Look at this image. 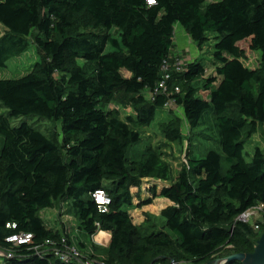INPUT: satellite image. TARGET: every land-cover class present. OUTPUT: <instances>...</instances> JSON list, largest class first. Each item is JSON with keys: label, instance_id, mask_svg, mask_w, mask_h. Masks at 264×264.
Returning <instances> with one entry per match:
<instances>
[{"label": "trees", "instance_id": "obj_1", "mask_svg": "<svg viewBox=\"0 0 264 264\" xmlns=\"http://www.w3.org/2000/svg\"><path fill=\"white\" fill-rule=\"evenodd\" d=\"M177 23L200 49L215 35L213 72L200 59L174 70ZM31 38L40 60L25 75L0 80V250L8 254L0 264H82L52 252L65 248L63 238L74 243L69 228L50 227L41 215L63 202L84 237L111 234L106 248L76 245L85 259L243 264L230 257L254 252L264 232V219L259 229L237 219L264 204V149L256 146L251 161L244 155L264 124V0H0V67L28 51ZM245 42L261 52L256 67L244 62ZM166 62L168 90L155 94ZM119 93L134 111L125 118L104 106ZM162 109L168 115L158 126L168 141L186 138L182 122L193 133L210 119L221 152H189L176 174L162 147L134 152L139 128ZM44 122H61V131ZM150 179L163 183L151 184L143 199ZM98 190L111 199L106 211L93 197ZM157 197L171 202L161 210L164 224H136L130 210ZM20 233H32L33 243L8 241Z\"/></svg>", "mask_w": 264, "mask_h": 264}, {"label": "rangeland", "instance_id": "obj_2", "mask_svg": "<svg viewBox=\"0 0 264 264\" xmlns=\"http://www.w3.org/2000/svg\"><path fill=\"white\" fill-rule=\"evenodd\" d=\"M216 1L220 0H206V5ZM214 36L215 35L210 34L208 42L203 46L202 49H200L197 43H195L190 38L185 29L179 23H177L175 25V40L171 55L178 57L183 63L188 62V60L200 59L207 66L208 74H210L214 69L212 60L213 46L215 43ZM30 43L31 47L28 49V51H26L21 56L8 61L6 67H0V80L19 78L30 71L33 65L40 60V54L32 38L30 39ZM241 47L247 53V60L244 61L245 64L247 66L256 67L259 63L261 52L251 49L249 42L242 43ZM110 49H112V47L108 46V50ZM80 64L83 65L84 61H80ZM123 74L125 76H130V73L126 70H123ZM125 101L126 97L123 95V93H119L111 104H104V106L106 108H119L121 110L122 116L125 118L134 112L132 107L125 104ZM0 110L3 111L4 109L1 108ZM175 111L179 114L182 120H185L181 108H175ZM167 115L168 110L162 109L158 112L157 119L150 126L139 128L143 136V141L134 146V152L143 150L148 144L162 147L166 154L167 161L173 168L174 174H176L182 166L187 165L189 152L196 157H201L207 149L211 148L217 149L221 152L219 144L216 142L219 135L218 132L212 128V121L210 119L203 127H200L193 133L189 131L187 122H182V132L186 138L180 143H173L165 138L158 126L159 121L167 119ZM42 128L45 130L59 128L61 131V122L58 123V126L54 125L53 123L44 122ZM202 129L204 130L202 131ZM205 135L210 136V138H207ZM256 146L264 148V124L260 126L257 134H255L245 145L244 155L248 161H251L252 153ZM162 183L163 182L160 180H146L143 184L144 186H151V184L161 185ZM154 200L148 207L141 209L142 218H150L154 224L160 227L164 224V219L161 216V210L165 207V202L160 198L156 199L155 201ZM70 209V202H63L57 205L56 208L44 209L41 212V215L50 227L61 229L65 225L67 229L69 228L74 234L73 241L75 245L82 247L81 242H85V245L89 247L91 242L88 240V237H84L80 230H78L80 221L74 215V213L70 211ZM250 223L254 224V219H251ZM0 255L5 256L8 254L0 250ZM2 256H0V258H2Z\"/></svg>", "mask_w": 264, "mask_h": 264}, {"label": "built area", "instance_id": "obj_3", "mask_svg": "<svg viewBox=\"0 0 264 264\" xmlns=\"http://www.w3.org/2000/svg\"><path fill=\"white\" fill-rule=\"evenodd\" d=\"M149 3V0H148ZM154 2L149 4H154ZM174 70L180 72L184 70V63L178 58L175 63L173 64ZM171 66L169 63H165L163 66V76L161 81L159 82L155 94L167 92L168 90V81L171 79ZM176 92H179V87H176ZM93 197L95 198L96 202L101 205V210L106 211L108 209L109 204L111 203V199L108 194L104 190H98L93 193ZM239 221L251 224V219H254V227L259 229V225L257 224L258 221H262L264 219V204H259L244 213H242L238 218ZM8 241L15 244H30L34 241V236L32 233H20L12 235L8 238ZM62 242L65 245V248H52V252L56 257H59L63 261H70L71 259H76L80 261L82 264H103L101 261H97L95 259H85L82 252L78 250V247L73 244H67L66 238L62 239ZM47 243H50L48 240ZM42 245H35V249L40 248ZM54 246V245H53ZM49 250L47 248L43 249L42 251Z\"/></svg>", "mask_w": 264, "mask_h": 264}, {"label": "crops", "instance_id": "obj_4", "mask_svg": "<svg viewBox=\"0 0 264 264\" xmlns=\"http://www.w3.org/2000/svg\"><path fill=\"white\" fill-rule=\"evenodd\" d=\"M188 61H191V60H188ZM149 187H150V185H148V186H144V184L142 185V198L143 199L151 196L150 192L148 191ZM132 190L133 191L135 190L134 192H136L137 191V188H133ZM158 198L162 199L165 202V207L171 204L170 200H168L165 197H157V198H155V200L158 199ZM135 201L137 202V200H135ZM149 205L150 204L144 205L141 208L137 207V208H134V209L130 210V213H131V215H132V217L134 219V222L136 224H141L145 220V219L142 218V211H141V209H143L144 207H148ZM132 211H133V213H132ZM136 221L137 222L139 221V222L137 223ZM72 235L74 236V234H72ZM110 239H111V234L110 233L105 232V231H99L94 236L89 237L88 240H90L91 243H94L97 246H100L102 248H106V247L109 246ZM86 250H88V247L86 248Z\"/></svg>", "mask_w": 264, "mask_h": 264}, {"label": "water", "instance_id": "obj_5", "mask_svg": "<svg viewBox=\"0 0 264 264\" xmlns=\"http://www.w3.org/2000/svg\"><path fill=\"white\" fill-rule=\"evenodd\" d=\"M230 259L242 261L243 264H264V232H262L260 238L257 240L254 252L249 254L236 253L232 255ZM220 263H222L221 259H217L213 262V264Z\"/></svg>", "mask_w": 264, "mask_h": 264}, {"label": "snow or ice", "instance_id": "obj_6", "mask_svg": "<svg viewBox=\"0 0 264 264\" xmlns=\"http://www.w3.org/2000/svg\"><path fill=\"white\" fill-rule=\"evenodd\" d=\"M152 2H154V0H149V3H152Z\"/></svg>", "mask_w": 264, "mask_h": 264}]
</instances>
